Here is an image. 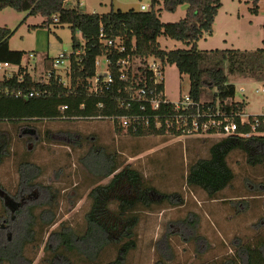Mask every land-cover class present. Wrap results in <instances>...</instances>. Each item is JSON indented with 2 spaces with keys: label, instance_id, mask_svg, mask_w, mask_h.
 <instances>
[{
  "label": "trees",
  "instance_id": "trees-1",
  "mask_svg": "<svg viewBox=\"0 0 264 264\" xmlns=\"http://www.w3.org/2000/svg\"><path fill=\"white\" fill-rule=\"evenodd\" d=\"M150 1L149 11L115 10L94 15L84 13L78 3L71 6L63 4V0H0V12L12 9L17 13L27 12L28 16L38 15L44 19L43 26L47 29L50 25H68L72 34V52L67 55L70 60L66 73L68 83L53 72L44 81H33L25 74L20 83L15 77L0 83V125L143 114L139 102H132L127 90L133 91L142 85L143 78L148 76L146 61L157 58L163 65L174 66L180 75L188 76L187 94L192 100L198 102L205 91H213L211 104L218 103L225 113L232 115L239 132L250 133L251 125L257 119L255 131L264 134L262 115L250 116L248 125L239 124L246 104L234 100L235 86L229 83L224 73L225 63L232 64L227 70L228 75L239 73L241 64L261 67L264 50L246 53L237 49L202 51L197 48L198 41L212 33L221 0ZM249 1L253 5L250 12L257 15L260 0ZM157 5H162L169 13L181 5H187V9L180 21L164 24L155 10ZM55 18L57 21L54 22ZM77 32L80 33L79 38L75 36ZM11 34L9 30L0 28V61L18 65L24 54L9 50ZM100 34L106 40H119L125 50L118 52L114 47L104 45L99 39ZM159 36L182 42L189 49L164 51L158 45ZM101 55L109 61L113 83L109 86L102 84L98 95H92L88 91L90 81L95 77L97 58ZM126 57L131 61L126 72L127 79L121 80L115 65L117 60ZM5 87L12 94L1 92ZM29 92H38V95L25 97ZM100 104L101 107L98 106ZM62 106L67 109L60 111ZM165 111L172 114L170 106ZM125 131L133 137L156 136L165 132L164 127L155 129L153 121L149 122L148 128L138 127L135 131L128 128ZM170 135L179 137L181 134L170 131ZM80 140L76 139L72 146L81 148L82 138ZM9 144L10 136L0 127V166L9 156ZM68 144L71 145L70 142ZM208 151V158L198 159L188 167L185 185L189 189H201L210 199L232 184L234 172L227 164L232 152H241L249 167H264V136L220 140L213 143ZM79 164L97 180L113 176L106 186L100 185L89 191L91 203L84 214L81 233L63 225L59 226V230L49 231L56 224L61 193L37 181L41 176L39 166L27 161L18 164L17 192L11 196L4 194L0 188V264H33L34 258L27 255V250H38L45 237L43 264H75L73 257L84 264H100L102 254L108 249H114L116 256L105 264H125L129 252L136 249L135 230L140 210H151L153 206L161 205L173 208L182 205L178 194L156 191L146 185L140 172L128 167L120 169L114 154L103 145L92 142L79 159ZM112 205H116L115 210L110 209ZM181 223L191 229L195 226L188 219ZM208 264H264V233L250 243L240 244L233 256Z\"/></svg>",
  "mask_w": 264,
  "mask_h": 264
},
{
  "label": "rangeland",
  "instance_id": "rangeland-1",
  "mask_svg": "<svg viewBox=\"0 0 264 264\" xmlns=\"http://www.w3.org/2000/svg\"><path fill=\"white\" fill-rule=\"evenodd\" d=\"M78 3L84 13L94 15L115 10L140 11L142 5L149 11L151 5L150 0H78ZM252 6L249 0H221L212 33L203 37L200 50L237 49L246 53L264 50V0L258 3L257 15L250 12ZM186 9L187 5H181L169 13L162 5H157L155 10L162 23L172 24L184 18ZM27 14L12 9L0 12V28L12 33L9 50L24 54L21 64L28 67L35 81H44L47 74L53 72L68 83L66 73L70 60L65 57L57 67L53 63L59 54L72 52L70 27L50 25L47 29L43 18ZM157 39L160 49L167 52L189 49L174 39L164 36ZM28 54H33L34 58L28 59ZM262 55L261 67L241 64V71L233 75L227 74L232 64H224L229 83L235 85L234 100L246 104L244 119L264 114V52ZM107 66L105 55L98 57L95 77H105ZM162 77L164 95L169 102L187 96L188 76L180 75L174 66L166 64ZM212 97L213 91H205L201 100L209 101ZM0 127L10 136L9 156L0 166L3 193L12 196L17 192V167L22 161L39 166L41 176L37 181L61 193L56 224L49 231L59 230L63 225L81 233L83 217L91 203L89 191L106 186L113 178L97 180L79 164L92 142L114 154L120 169L128 167L140 172L147 186L182 198V205L176 208L161 205L140 210L135 230L136 249L129 252L125 264H208L233 256L240 244L250 243L264 233V167H249L241 152H232L228 157L227 164L234 172V179L214 200L201 189H189L185 185L188 167L198 159L208 158L209 147L220 141V137L181 138L168 133L133 137L124 129L117 130V125L107 119L45 120L18 126L2 123ZM81 138L82 147H73L74 141ZM115 207L112 205L110 209L115 210ZM186 219L195 223L194 228L181 223ZM44 243L38 250H27V255L34 258L33 264H43ZM115 256L116 251L108 249L99 263L105 264ZM72 259L75 264H84L78 258Z\"/></svg>",
  "mask_w": 264,
  "mask_h": 264
},
{
  "label": "built area",
  "instance_id": "built-area-1",
  "mask_svg": "<svg viewBox=\"0 0 264 264\" xmlns=\"http://www.w3.org/2000/svg\"><path fill=\"white\" fill-rule=\"evenodd\" d=\"M77 3L78 0H63V4L66 5L71 4V6H76ZM78 4L80 5V3ZM149 8H151V5ZM146 9L147 7L142 5L140 11H146ZM55 21H57L56 18L54 19V22ZM76 34L80 33L77 32ZM99 39L104 45H107L108 47H114L118 52H123L125 50V47L122 43H120L119 40H116V42L106 40L102 37V34H100ZM27 57L28 59H33L34 55L28 54ZM65 57H67L66 54H59L57 59H55L53 66H60V64L63 63L62 59ZM149 59H152L153 61L149 63ZM149 59L146 61L145 66L148 76L143 78L142 85L138 86V88L134 89L133 91L130 89L127 90L131 101L139 102L140 111L143 114H136L135 116L130 117L121 116L118 118L107 119L114 122L117 127L124 130L132 128L135 131L138 127H141L142 129L148 128L149 122L153 121L155 129L164 127V133L170 134V131H173L174 133H180L181 135L179 137L181 138L220 137L221 140H226L231 138L248 139L252 136H264L263 133H257L255 131V127L258 125L257 119H254V124L251 125L250 133L239 132L238 125L233 120L232 115L225 113L219 107L218 103L211 104L212 100H200L195 102L187 94V96L180 97L177 102H169L166 95H164L162 77L164 65L160 59ZM130 61L131 60L129 57L116 61L115 66L117 67L119 73L118 77L121 80L127 79L126 72L129 69ZM25 74L29 75L31 79L35 81L31 76V72L28 67L26 65H22L21 61L18 65L0 61V83L9 81L13 77L16 78L17 83H20ZM47 77H49V73L47 74ZM112 83L113 78L107 66L106 76L94 77V79L90 81V87L88 91L92 95H98V93L101 91L102 84L109 86ZM239 91H242V89ZM1 92L4 94H12V91L9 90L8 87H5V89L1 90ZM255 93H258V90H256ZM34 95H38V92H29L28 94H25V97L32 98ZM120 105L122 106V103ZM98 106L101 107V104ZM169 106L172 109V114L165 111V109ZM66 109V106H62L60 111H64ZM162 110L163 112L158 114V112ZM262 116H264V114ZM244 117V115L240 116L239 124L241 126L249 124L248 118L244 119ZM96 119L99 120L102 118L99 116Z\"/></svg>",
  "mask_w": 264,
  "mask_h": 264
},
{
  "label": "crops",
  "instance_id": "crops-1",
  "mask_svg": "<svg viewBox=\"0 0 264 264\" xmlns=\"http://www.w3.org/2000/svg\"><path fill=\"white\" fill-rule=\"evenodd\" d=\"M215 20H216V18H215ZM203 40H204V39L202 38V39L199 40L198 43H197V48H198L199 50H200V48H199L200 45H199V44H200ZM210 50H213V49H210ZM202 51H208V50H202ZM232 84H233V83H232ZM233 85H234V84H233ZM234 86H235V85H234ZM245 109H246V108H244V111H245ZM244 111H243V112H244ZM244 113H245V112H244ZM244 115H245V114H244ZM252 116H253V115H252Z\"/></svg>",
  "mask_w": 264,
  "mask_h": 264
}]
</instances>
